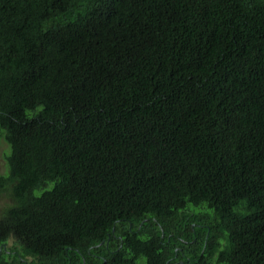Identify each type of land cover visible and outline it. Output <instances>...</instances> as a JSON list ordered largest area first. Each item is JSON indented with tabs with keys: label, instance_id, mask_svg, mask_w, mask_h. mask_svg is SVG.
Segmentation results:
<instances>
[{
	"label": "trees",
	"instance_id": "obj_1",
	"mask_svg": "<svg viewBox=\"0 0 264 264\" xmlns=\"http://www.w3.org/2000/svg\"><path fill=\"white\" fill-rule=\"evenodd\" d=\"M0 264H264V0H0Z\"/></svg>",
	"mask_w": 264,
	"mask_h": 264
},
{
	"label": "rangeland",
	"instance_id": "obj_2",
	"mask_svg": "<svg viewBox=\"0 0 264 264\" xmlns=\"http://www.w3.org/2000/svg\"><path fill=\"white\" fill-rule=\"evenodd\" d=\"M6 150V145L4 143L0 144V173L5 172V165L3 161V153ZM5 202L2 199H0V206H2V203Z\"/></svg>",
	"mask_w": 264,
	"mask_h": 264
}]
</instances>
